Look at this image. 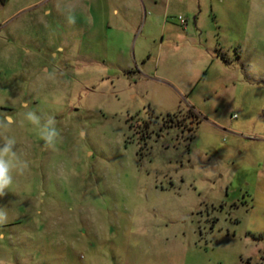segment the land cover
Wrapping results in <instances>:
<instances>
[{
    "label": "rangeland",
    "instance_id": "rangeland-1",
    "mask_svg": "<svg viewBox=\"0 0 264 264\" xmlns=\"http://www.w3.org/2000/svg\"><path fill=\"white\" fill-rule=\"evenodd\" d=\"M0 121V264H264V0H0Z\"/></svg>",
    "mask_w": 264,
    "mask_h": 264
},
{
    "label": "clouds",
    "instance_id": "clouds-1",
    "mask_svg": "<svg viewBox=\"0 0 264 264\" xmlns=\"http://www.w3.org/2000/svg\"><path fill=\"white\" fill-rule=\"evenodd\" d=\"M70 22H74L70 20ZM26 119L37 127V135L46 145L54 146L57 138L60 136L59 131L55 127L56 121L53 117H48L41 123V117L35 112L28 111ZM7 122L0 121V129H6ZM16 145L15 138L5 137V142L0 147V195H3L5 189H8L13 184V172H23L27 168V163L20 161L14 151ZM7 222V213L0 209V224Z\"/></svg>",
    "mask_w": 264,
    "mask_h": 264
},
{
    "label": "crops",
    "instance_id": "crops-1",
    "mask_svg": "<svg viewBox=\"0 0 264 264\" xmlns=\"http://www.w3.org/2000/svg\"><path fill=\"white\" fill-rule=\"evenodd\" d=\"M142 1L145 3V2L150 1V0H147V1L146 0H142Z\"/></svg>",
    "mask_w": 264,
    "mask_h": 264
},
{
    "label": "trees",
    "instance_id": "trees-1",
    "mask_svg": "<svg viewBox=\"0 0 264 264\" xmlns=\"http://www.w3.org/2000/svg\"><path fill=\"white\" fill-rule=\"evenodd\" d=\"M190 111H192V110H190ZM172 117V116H171Z\"/></svg>",
    "mask_w": 264,
    "mask_h": 264
},
{
    "label": "flooded vegetation",
    "instance_id": "flooded-vegetation-1",
    "mask_svg": "<svg viewBox=\"0 0 264 264\" xmlns=\"http://www.w3.org/2000/svg\"><path fill=\"white\" fill-rule=\"evenodd\" d=\"M192 119H194V118H192Z\"/></svg>",
    "mask_w": 264,
    "mask_h": 264
}]
</instances>
